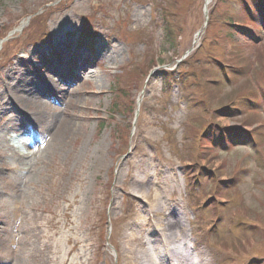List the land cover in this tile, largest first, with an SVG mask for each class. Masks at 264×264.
Masks as SVG:
<instances>
[{"label": "rangeland", "instance_id": "1", "mask_svg": "<svg viewBox=\"0 0 264 264\" xmlns=\"http://www.w3.org/2000/svg\"><path fill=\"white\" fill-rule=\"evenodd\" d=\"M218 1L0 0V264H120L122 230L146 241L154 209L201 264H264V114L244 106L264 27ZM207 127L256 147H213Z\"/></svg>", "mask_w": 264, "mask_h": 264}, {"label": "bare ground", "instance_id": "2", "mask_svg": "<svg viewBox=\"0 0 264 264\" xmlns=\"http://www.w3.org/2000/svg\"><path fill=\"white\" fill-rule=\"evenodd\" d=\"M2 44L3 42L0 41V48ZM83 63V59H80L79 67H83ZM52 84H54L53 81ZM63 85L68 84H66V82H63ZM22 86L23 84L20 81L12 86L7 84L6 88L8 91H10L9 95L12 96V94L14 93L16 95V92L18 90H21ZM51 90L52 89L50 87H44L42 85L37 89L39 94H43L46 97H50L51 93L53 94ZM60 91L62 93L66 92L59 89V92ZM20 98V96H15L13 100L15 102H19ZM22 99L23 101L25 100L24 95ZM62 128L63 125H57L54 132L56 131V133H59ZM133 184L135 185V187L140 189V191L137 192L142 193L143 195L142 190L144 188V184L139 181L134 182ZM155 215L156 212L154 209L153 214L152 212H150L148 213L147 217H145V220H147L149 223H146L145 225V227L149 228L148 230H146L149 235L146 241L144 240L136 243L131 233H129V229L124 227L121 235L117 240V243L115 244L117 246L120 264H201L200 260L194 259L189 254L186 244H176V242L179 241L180 237L185 235L182 226H178L179 231L177 234H175L170 228V225H168L163 219L154 222V220L156 219ZM152 221L155 223V225ZM138 222H140V220H138ZM150 222L155 227V229L152 227ZM168 239H171V242H169Z\"/></svg>", "mask_w": 264, "mask_h": 264}, {"label": "trees", "instance_id": "3", "mask_svg": "<svg viewBox=\"0 0 264 264\" xmlns=\"http://www.w3.org/2000/svg\"><path fill=\"white\" fill-rule=\"evenodd\" d=\"M218 2H220V0ZM239 3L243 8V11L246 12L247 14L246 17L248 21L247 22L248 28L255 29V28H260L259 26L264 27V16L262 15L263 17H261L260 20H258V18L256 19L257 13L261 12V9L264 11V8H262V5H260V3H258L255 0H248V2L246 0H239ZM210 16L211 15L208 16L207 26L209 25V20L211 21ZM227 22L229 25H233L238 29L242 28L243 32L244 30L245 31L248 30L246 29V27L238 26L233 20H228ZM163 32H164L163 35L164 40L167 41L170 45H172V43L174 42V37L167 26L163 28ZM44 35H45L44 33L40 34L39 38L43 37ZM258 95H259L257 96L258 98L255 97L257 98L255 100L249 98L246 99L249 104L244 106L246 107V110L255 111L257 109L260 113L264 114V91L259 90ZM238 132H243L246 133L247 135L245 136L243 135V133H241V138H240ZM204 134H205V138H207L208 140V143L213 147H217V146L221 147V142L223 143L226 142L225 138H228L230 140L229 144H238V142H240L239 140L243 141L242 138L247 137L248 140H246L245 146H248L250 149L255 148L257 143L252 140L255 138L253 134L251 132L247 133V131H244L243 129L207 127L206 132ZM248 134L250 138L248 137ZM220 137L223 139V141H219Z\"/></svg>", "mask_w": 264, "mask_h": 264}, {"label": "water", "instance_id": "4", "mask_svg": "<svg viewBox=\"0 0 264 264\" xmlns=\"http://www.w3.org/2000/svg\"><path fill=\"white\" fill-rule=\"evenodd\" d=\"M204 14L206 15L205 11H204Z\"/></svg>", "mask_w": 264, "mask_h": 264}]
</instances>
